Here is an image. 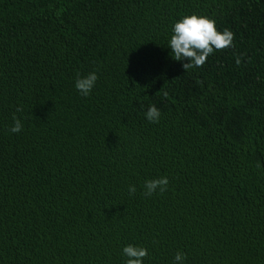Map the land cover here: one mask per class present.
Listing matches in <instances>:
<instances>
[{
  "label": "trees",
  "instance_id": "trees-1",
  "mask_svg": "<svg viewBox=\"0 0 264 264\" xmlns=\"http://www.w3.org/2000/svg\"><path fill=\"white\" fill-rule=\"evenodd\" d=\"M193 14L234 47L186 71L168 45ZM127 245L264 264V0H0V264H126Z\"/></svg>",
  "mask_w": 264,
  "mask_h": 264
},
{
  "label": "clouds",
  "instance_id": "clouds-1",
  "mask_svg": "<svg viewBox=\"0 0 264 264\" xmlns=\"http://www.w3.org/2000/svg\"><path fill=\"white\" fill-rule=\"evenodd\" d=\"M172 32L168 47L171 49L173 59L176 61H189L183 64V68L186 71L202 67L214 51H224L234 47V33L228 29L222 32L219 31L216 21L207 16L186 15L173 25ZM235 60L237 66L241 65L242 57L240 55H236ZM97 80L98 75L95 71L85 76L78 74L75 88L82 96L88 97L95 88ZM167 96L168 93L164 92V97L166 98ZM17 111H22V108H17ZM145 115L149 122L158 123L161 118V111L155 105H152L148 108ZM13 121L14 124L9 131L11 133L21 132L23 130L21 120L14 115ZM256 167H261L259 162ZM168 185L169 179L167 177L147 180L143 185V195L151 197L157 192L162 194L167 191ZM128 191L130 195H135L136 186L130 185ZM123 254L128 258L126 264H143L144 259L149 255L146 248L134 245L125 246ZM186 259L187 256L183 252H177L174 257L175 264H184Z\"/></svg>",
  "mask_w": 264,
  "mask_h": 264
}]
</instances>
